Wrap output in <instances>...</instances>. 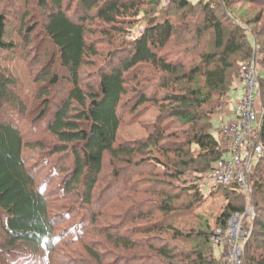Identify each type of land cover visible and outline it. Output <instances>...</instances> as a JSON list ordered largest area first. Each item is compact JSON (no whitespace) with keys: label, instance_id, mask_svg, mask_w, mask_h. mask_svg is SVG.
Instances as JSON below:
<instances>
[{"label":"trees","instance_id":"16d2710c","mask_svg":"<svg viewBox=\"0 0 264 264\" xmlns=\"http://www.w3.org/2000/svg\"><path fill=\"white\" fill-rule=\"evenodd\" d=\"M29 1H3L0 63L26 58L33 47L30 35L39 24L27 21ZM36 1L44 11L39 42L47 41L55 58L30 90L0 64V264H71L59 251L82 239L94 264H226L215 253V228L196 205L206 197L201 183L223 158L214 119L225 113L244 64L253 61L260 110L255 101L252 141L264 147V27L251 26L264 11L248 22L264 0H248L240 16L241 0ZM137 23L143 29L131 35ZM98 33L108 37L107 46ZM40 61L39 54L29 58L34 68ZM98 62V72L85 79L83 67ZM147 68L153 77L144 75ZM147 103L155 113L143 123ZM125 113H134L146 133L120 140ZM107 158L112 171L103 182ZM248 180V194L237 182L212 183L210 194L223 189L229 196L216 218L223 231L247 210L245 198L255 197L260 212L241 264H264V154ZM129 192L148 197L126 213L123 208L119 224L99 228L128 252L106 258L87 237L107 207Z\"/></svg>","mask_w":264,"mask_h":264},{"label":"rangeland","instance_id":"374dc122","mask_svg":"<svg viewBox=\"0 0 264 264\" xmlns=\"http://www.w3.org/2000/svg\"><path fill=\"white\" fill-rule=\"evenodd\" d=\"M3 1L4 0H0V9L2 7H5ZM34 1H36V0H30L28 2V5H29L28 11L30 12V15L27 19V21H29L30 24L35 23V22H37L35 24H39L38 26L35 27V30L32 32V35H30V36L34 37L32 40V44H30L33 47L29 48V52H28V55L26 56V58L24 56H22V57H10L9 59H2L1 63H0L11 74L18 77L20 79L21 83L24 85V87L27 90H30L31 88H33V86H34L33 85V79L35 78V76L39 72V70L43 66H45V64L49 63V60H51L52 58H55V56L53 55L55 52L53 47L47 41L39 42L42 40L43 34H44V32L41 29L42 25H43L42 18L44 16V11L37 4V1L36 2H34ZM209 1L216 2L219 0H209ZM247 2H250V1L241 0L240 2L236 3L237 4L236 5V9H237L236 13L239 16L244 13L243 8L239 10L240 7H244V9H246V10L250 7V4H248ZM244 3H246V4L244 5ZM223 8H225V4H224ZM261 10L264 11V8H260V7L257 8L256 7L255 11L253 10L254 12H250V15L248 17L249 24H251L253 22V20L259 16ZM239 16H237L236 19H238ZM246 21H247V19H246ZM16 22L9 23L8 28L11 29L14 25H16ZM96 23H97V20L94 21V24L92 25L93 28L97 27ZM251 26L254 27L255 30L257 29L258 32L260 30H262L261 28L264 27V14H263V19H262L260 24H258V25L251 24ZM142 29H143L142 23L134 24V27L131 30V35H138ZM95 37L104 42L103 45H101V46H107L106 42H108V37H106L105 34H99L98 33L95 35ZM263 38H264V36H263ZM38 54L40 55L41 61L37 62L35 64V68H34V65L32 66V64L30 63L31 61L29 62V58L31 60L32 57H35ZM42 58H43V61H42ZM99 59L103 60L104 56L102 58L99 57ZM186 60H188V59H186ZM57 64H58L57 61L52 64L53 71H55V67L57 66ZM99 66H100V62H98L94 66L89 65V66L83 67V70H84L83 77L85 79H87V77L89 75L94 76L98 72L99 69L97 70V68ZM153 72H155V71H153L150 68H147L145 70L144 75H149V76L151 75L153 77ZM262 74H264V73H262ZM143 83L144 82H141V86L143 85ZM147 84H149V86L151 87V84L153 85V81L151 80L150 82H147ZM149 86L146 88V91L149 90L148 93L151 92V90L148 89V88H150ZM131 88H132V86H131ZM242 92H243L242 86L238 87V88L236 87L235 89L232 90V92L230 93V95H231V102H230L231 107L235 103L236 97H238ZM134 94L135 93L131 91L130 94H128L126 97H124V99L121 102V105L123 106L124 104H126L128 101L127 99L131 98ZM149 94H152V93H149ZM257 100H258V97L256 98V104H257L258 110H260V104H259V101L257 103ZM230 103H228V105L225 106L224 110H226V111L229 110V104ZM147 105H148V111L146 112V114H143V116L141 118V120H143V123L150 121L153 118L154 113H155V109H154L153 105L150 103H147ZM133 115H135V114L134 113H125L124 121H123V123L120 127V130H119V139L120 140H126V139L127 140H133V139L137 138L138 136L146 133V130L144 129L142 123H137V121H135V118L134 119L132 118ZM8 116H9V114H8ZM220 116H221V114L218 115V117H216L214 119V123H215L216 128H217L214 130V133L222 141L223 156L226 159H230L231 155H232V154H230L231 150L226 148V142L224 140L225 138L223 135H221V130L226 126V123L229 122V118H227L226 123L223 124L225 126L220 127V125H219L221 122ZM223 116H224V113L221 116V118ZM227 116H229V113ZM227 125H228V123H227ZM32 126H34V125H32ZM32 126H31V128H32ZM229 134L232 136L233 133L229 132L228 135ZM48 140H50V139H48ZM46 143L48 144V141ZM225 150H227L228 152H226ZM111 171H112L111 163L109 162V160L107 158L105 160V164H104V170H103V176H104L103 180L104 181L103 182H106V181L109 182L110 181ZM191 175L193 176L192 173H191ZM112 182H114V181H112ZM201 184L203 186L202 188L206 194V197L202 201L198 202V204L196 205V212L202 214L210 222L211 226L213 228H215L216 234H218L217 232L221 229L219 228V226L216 225V218L219 216L222 207L228 202L229 196L227 195V193H225L223 191V189L220 192L210 194L211 193V184H212L211 179H207L204 182H202ZM144 197L146 198V197H148V195L147 194L143 195V193H141V192H139V193L129 192V193H127L126 196H124V194H123L121 197H119L115 201H113V203L110 206H108L107 209L104 211V214L99 218V221L97 224L98 228L94 232H92L90 236L87 237V240H89L92 243L90 245H94L93 247H96L95 249L101 250V252H103L105 255H107V253H108L106 258H112L113 254L116 252H117L116 253L117 256H119L120 254H123V253H128L125 250L116 249L115 246L112 245L110 242H108L107 238L101 234V231L99 230V228H101L102 226H105L107 224H119L123 220V218L120 219V214L122 212V209L126 208V210H125V213H126V211L129 208H131V206L133 204L141 201L142 199H144ZM247 197L248 198H245V199H246V206L249 209V211L246 213V215H244V226L247 229L248 234L246 236L248 239L249 235L253 229V220L255 219V216H257L258 212H260V211H257V213H256V208H257L256 206L258 205V202H256L257 205L255 206V204L253 202L255 197H254V199H252V197L250 195H248ZM59 208H60L59 212H62V207H59ZM124 216H125V214L123 215V217ZM155 216L158 217V215H155ZM65 224L67 225L68 222ZM130 226H133V225H130ZM221 231H222L221 235H224L227 233L228 228L225 231H223V230H221ZM135 236H136V234H135ZM135 236H133L134 240H135ZM136 238H138V237H136ZM85 240L86 239H84V240L82 239L80 241L81 243L78 241H72L71 243L65 244V247L59 251L60 260H64V261L69 260V263H71V264H90V263L94 264V263L90 262V260H88L89 256H88L87 252L85 251V247H86ZM4 242H5V236H4V234L0 228V245H3ZM214 243H215L214 249H215V253H216L217 257L226 261V254H225L226 249L224 246V242H222V243L214 242Z\"/></svg>","mask_w":264,"mask_h":264},{"label":"built area","instance_id":"2783aa9c","mask_svg":"<svg viewBox=\"0 0 264 264\" xmlns=\"http://www.w3.org/2000/svg\"><path fill=\"white\" fill-rule=\"evenodd\" d=\"M240 81L244 89L239 99L235 114L236 121L226 125L222 135L232 132L231 158H223L216 164L210 174L214 184L239 183L241 189L248 194L250 192L249 175L256 162L264 154V147L260 143H253V129L259 120V114L255 110V101L259 94L258 69L256 63L244 64ZM249 211L236 213L228 223V231L221 235L219 230L214 236V242L222 243L226 249L227 264H241L244 252V244L247 239V229L244 226V215Z\"/></svg>","mask_w":264,"mask_h":264},{"label":"crops","instance_id":"0c3cea01","mask_svg":"<svg viewBox=\"0 0 264 264\" xmlns=\"http://www.w3.org/2000/svg\"><path fill=\"white\" fill-rule=\"evenodd\" d=\"M242 86V91H243V89H244V86H243V83L241 82V81H239L237 84H236V87L238 88V87H241ZM235 87V88H236ZM242 94H243V92L238 96V97H236V101H235V103L233 104V106L231 107V103L229 104V110L228 111H226L225 113H224V116L222 117V118H220V120H221V122H220V127L221 126H225V125H223V124H225L226 123V120H227V118H229V122H227L228 124L230 123V122H234V121H236V114H235V109H236V105H237V103H238V101H239V99L242 97ZM230 102H231V95H230ZM228 113H229V116H227L228 115ZM231 115V116H230ZM227 123H226V125H227ZM221 135H222V133H221ZM224 136V140H225V142H226V148L227 149H230V150H232V146H231V143H232V136L229 134H227V135H223ZM226 152H228L227 150H225ZM231 154V153H230Z\"/></svg>","mask_w":264,"mask_h":264}]
</instances>
